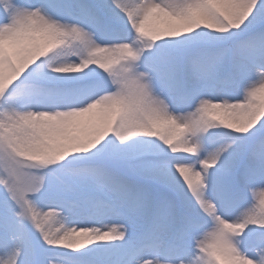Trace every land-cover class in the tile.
I'll return each mask as SVG.
<instances>
[{
    "label": "snow or ice",
    "instance_id": "6c2138e0",
    "mask_svg": "<svg viewBox=\"0 0 264 264\" xmlns=\"http://www.w3.org/2000/svg\"><path fill=\"white\" fill-rule=\"evenodd\" d=\"M0 264H264V0H0Z\"/></svg>",
    "mask_w": 264,
    "mask_h": 264
}]
</instances>
